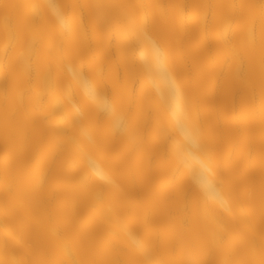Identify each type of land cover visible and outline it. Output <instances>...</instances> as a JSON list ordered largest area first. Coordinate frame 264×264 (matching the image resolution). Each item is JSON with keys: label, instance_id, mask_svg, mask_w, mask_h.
<instances>
[{"label": "bare ground", "instance_id": "bare-ground-1", "mask_svg": "<svg viewBox=\"0 0 264 264\" xmlns=\"http://www.w3.org/2000/svg\"><path fill=\"white\" fill-rule=\"evenodd\" d=\"M0 264H264V0H0Z\"/></svg>", "mask_w": 264, "mask_h": 264}]
</instances>
